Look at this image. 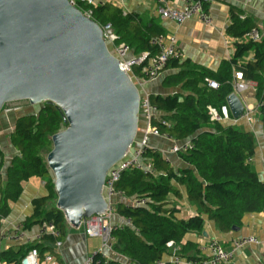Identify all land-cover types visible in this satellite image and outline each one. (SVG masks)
<instances>
[{
	"label": "trees",
	"instance_id": "trees-1",
	"mask_svg": "<svg viewBox=\"0 0 264 264\" xmlns=\"http://www.w3.org/2000/svg\"><path fill=\"white\" fill-rule=\"evenodd\" d=\"M77 7L83 12L92 11V19L99 25L111 24L119 42L126 43L133 56L144 52L152 56L157 54L158 49L152 44V39L162 33L143 24L139 18L124 15L121 9L108 3L89 5L80 2ZM253 28L256 25L250 19H242L233 13L228 34L241 39ZM251 51L255 52L254 61L240 68L245 79L257 82V95L262 100L264 37L258 42L237 43L233 59L224 61L217 71L171 61L168 66L174 63L181 70L170 76L166 84L169 87L181 86L184 93L149 96L152 105L158 109L153 125L162 134L180 143L191 142L195 147L179 155L191 169L176 172L161 152L151 149L144 158L153 163L157 173L146 175L140 170H128L115 185L116 192L127 198L147 200L145 205L138 207L116 206L117 212L130 219L131 224L113 231V251L126 257L129 264H156L173 254L186 260L196 259L203 264L206 257L198 249V244L192 241L183 244V241L189 234L204 232L205 218L213 221L220 232L228 233L234 227L240 228L246 214L264 212V182L259 180L250 164L256 148L253 136L232 126L224 127L218 121H212L209 115V107L221 110L227 106V98L234 92L233 69L238 60ZM145 65L136 66L135 72L140 75ZM207 79L216 82L218 87L211 88ZM262 114L264 116V106ZM65 128L63 117L55 105L49 103H43L38 112L17 119L10 134V143L19 155L13 158L6 181L0 183V223L11 213L9 203L17 202L21 197L25 182L49 175L46 155L52 147L51 137ZM2 168L3 162L0 161V171ZM45 182L49 194L33 200V215L23 223V227L28 231L35 226L40 228L51 224L60 236L45 234L40 242L2 252L1 259L8 264H21L33 249L40 255L47 252L55 255L51 245L62 242L68 233L69 223L57 208L54 179L49 177ZM177 186L185 188L188 200L197 207V215L178 218L179 209L170 206L173 203L169 199L171 196L182 198ZM170 242L174 243L176 251L173 252L174 247H168ZM93 264L106 263L96 255ZM110 264L123 263L111 261Z\"/></svg>",
	"mask_w": 264,
	"mask_h": 264
},
{
	"label": "water",
	"instance_id": "water-1",
	"mask_svg": "<svg viewBox=\"0 0 264 264\" xmlns=\"http://www.w3.org/2000/svg\"><path fill=\"white\" fill-rule=\"evenodd\" d=\"M111 51L101 25L69 0H0V112L29 101L63 117L46 161L57 208L75 229L109 210L107 175L139 133L146 95ZM227 105L234 119L244 115L238 94Z\"/></svg>",
	"mask_w": 264,
	"mask_h": 264
},
{
	"label": "crops",
	"instance_id": "crops-1",
	"mask_svg": "<svg viewBox=\"0 0 264 264\" xmlns=\"http://www.w3.org/2000/svg\"><path fill=\"white\" fill-rule=\"evenodd\" d=\"M91 1L95 5L112 4L121 9L124 15H132L139 18L143 24L154 27L155 30H159L163 35H174L177 39V47L183 53V58L179 61L181 65L189 63L191 67L217 71L224 61L232 60L235 55L236 44L248 42L246 37L238 39L228 34V28L232 24L233 13L239 14L242 19H250L256 25L262 37H264V0H211L207 5L209 14L212 17L211 25H205L197 18L189 19L181 25L172 20L163 19L159 15L157 0ZM168 5L175 6V4L171 3ZM254 58L255 52L251 51L238 60V64L233 69L234 82L236 81L235 73L241 72L240 67L254 61ZM180 70L179 67L172 63L157 79L146 81L141 86L142 92L148 96H169L184 93L181 86L169 87L166 84L167 79L177 74ZM244 81L249 87L247 91L239 94L245 105L244 115L239 119H234L230 112L231 117L219 121V123L224 127L232 126L241 132L249 133L253 136L256 148L250 164L259 180L264 182V116L262 109H260L261 107H259L260 102H264V98L260 100L257 95V82L245 78ZM4 113L6 112L4 111ZM9 113L7 112L6 114ZM247 113H250L252 120L247 119ZM5 120L6 122L4 120L0 121V127L4 125L3 129L1 128L3 131H0V161L3 162V168L0 171V183L6 181L7 170L13 158L19 155V152L10 143V134L13 131L10 119L5 118ZM6 124L8 125L5 126ZM145 126L146 123H144L143 127ZM149 144L152 149L161 152L167 158L176 172L191 169V166L185 163L179 155L171 152L173 143L170 140L151 137ZM177 187L182 194V198L178 199L171 196L169 199L173 203L170 206L179 209L178 218L187 219L197 215V207L188 200L185 188ZM48 194L44 179L34 177L23 184V193L19 200L9 203L11 213L0 223V264H8L1 259L2 252L11 249L17 250L22 246L40 242L38 238L39 226L26 231L23 223L33 215V200L46 197ZM1 198L2 193L0 190V200ZM134 199L115 194L110 198V202H115L116 206L118 204L129 206ZM111 208V225L115 227L124 226L126 224L125 217L117 212L114 205L111 204ZM20 226L24 231L22 238H18L15 233V227ZM69 226L68 233L62 240V246L57 248L56 244L51 245L55 255L52 252L41 254L42 256L39 254V264H88V260L97 254H103L112 261L129 264V260L126 257L105 248L101 238L87 237L82 228L75 229L70 224ZM246 237H255L258 242L249 244L245 248L236 251L234 259L226 264H264V212L246 214L240 228L228 233L220 232L213 221L205 218L204 232L200 235H187L183 244L188 241L195 242L198 244V249L206 255L207 250L203 248L213 239L219 240L225 249H230L234 240ZM168 247L173 248L174 244ZM174 251H176L175 247ZM48 258L49 260H47ZM164 261L170 263L171 257H165Z\"/></svg>",
	"mask_w": 264,
	"mask_h": 264
},
{
	"label": "built area",
	"instance_id": "built-area-1",
	"mask_svg": "<svg viewBox=\"0 0 264 264\" xmlns=\"http://www.w3.org/2000/svg\"><path fill=\"white\" fill-rule=\"evenodd\" d=\"M73 6H78L80 2L93 5L91 0H69ZM159 15L163 19H168L176 22L178 25L183 24L189 19L197 18L205 25L212 24V17L209 14L207 5L211 0H157ZM175 4V6H169L168 4ZM86 16L92 18V11L84 12ZM104 33V40L112 48V53L119 60V66L121 70L126 72L136 85L140 88L146 81H153L157 79L162 72L167 68L168 64L173 61H181L183 53L177 47V39L174 35H159L152 39V44L157 47L158 52L152 56L149 52H144L140 56H133L130 47L126 43L119 42L118 35L114 32L111 24L101 26ZM245 37L247 41L258 42L262 39V34L257 28H253L248 32ZM147 63V65H145ZM140 75H138L134 68L136 66H143ZM236 81L233 83L234 92L236 94L244 93L248 90V84L244 81L243 73H235ZM208 84L211 88L216 89L218 84L214 81L208 80ZM264 102H260L259 107L262 109ZM5 112H11L12 109L7 107V104L3 107ZM158 109L152 105L148 95L141 98L140 102V115L145 119L146 126L141 129V139L138 147H131L126 157L114 166L108 173L104 192L105 196L110 200L115 194H119L115 190V185L119 182L124 172L128 170H140L146 175L156 174V168L152 162L146 161L144 156L151 150L150 138L160 137L170 140L173 143L171 152L173 154L180 155L182 153H188L194 149V144L191 142H178L172 139L167 134H162L158 128L153 125V121L157 118ZM209 115L212 121H222L231 117L228 106H223L221 110L209 107ZM248 120H252L250 113L246 115ZM167 159V158H166ZM147 203L146 199L135 198L129 206H142ZM112 214V208L110 205L109 210L102 215H94L86 218L82 221L81 227L84 234L87 237L101 238L104 247L113 251L114 237L112 236L113 231L118 227L112 226L110 222ZM126 224L130 225L131 220L125 218ZM38 238L41 239L45 234L59 237V232L51 224L43 225L39 228ZM15 233L18 238H22L24 231L22 227H15ZM255 237H246L232 242L230 249H225L221 242L217 239L211 240L204 250H207L205 255L206 259L203 264H226L234 259L235 253L252 243H257ZM174 243L170 242L168 246H172ZM57 248L62 246L61 241L56 242ZM203 253V252H202ZM100 255L106 264L111 263V259L105 257L103 254ZM92 256L88 260V264H93L94 257ZM39 253L36 249L31 250L22 260L21 264H39ZM49 260V258L47 259ZM167 262L160 260L156 264H166ZM170 264H201L196 259L186 260L180 256L174 254L171 257Z\"/></svg>",
	"mask_w": 264,
	"mask_h": 264
},
{
	"label": "rangeland",
	"instance_id": "rangeland-1",
	"mask_svg": "<svg viewBox=\"0 0 264 264\" xmlns=\"http://www.w3.org/2000/svg\"><path fill=\"white\" fill-rule=\"evenodd\" d=\"M42 105L43 104L31 105L29 101H19V102L9 103V104H7V107L12 109V111L9 114H6L7 112L4 113V111H1L0 112V121L4 120V122H6L5 118H9L10 119V124L12 126V129L14 130V126H15V123H16L18 118H20L21 116H24V115H31V114H33L35 112H38L40 110V108L42 107ZM139 117H140L139 133H138V135L136 137V140H135V142H134L132 147H138V144L140 143V139H141V137H140V135H141L140 132L141 131L140 130L145 128V127H143V125L145 123V121H144L145 119L141 115ZM7 125L8 124H6L5 126H7ZM3 126L4 125H2L0 127V131H3L2 130ZM8 133H6V134H8ZM51 149H52V147L49 149V152L51 151ZM48 153H47V155H48ZM47 155H46V158H47ZM49 177H52L51 173H49V175L45 176L44 183H45V181L49 180ZM111 204L114 205V207H116V203L115 202H112Z\"/></svg>",
	"mask_w": 264,
	"mask_h": 264
}]
</instances>
